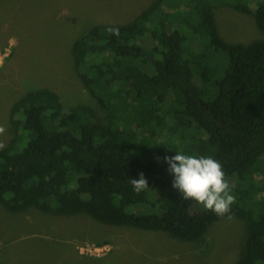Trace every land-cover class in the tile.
I'll return each instance as SVG.
<instances>
[{"label": "trees", "instance_id": "1", "mask_svg": "<svg viewBox=\"0 0 264 264\" xmlns=\"http://www.w3.org/2000/svg\"><path fill=\"white\" fill-rule=\"evenodd\" d=\"M253 1L225 0L264 33V0ZM216 4L152 0L127 23L80 34L70 46L73 68L106 119L88 105L63 111L48 88L24 92L10 104L0 148V203L198 242L224 218L181 198L163 157L212 156L236 198L230 214L244 223L231 264H264V38L224 40ZM140 173L149 188L137 193L130 179Z\"/></svg>", "mask_w": 264, "mask_h": 264}, {"label": "rangeland", "instance_id": "2", "mask_svg": "<svg viewBox=\"0 0 264 264\" xmlns=\"http://www.w3.org/2000/svg\"><path fill=\"white\" fill-rule=\"evenodd\" d=\"M150 1L0 0V125L6 129L0 143L9 137L10 104L33 88L56 92L63 111L88 105L104 122L105 112L73 68L70 46L94 24L131 21ZM214 3L224 40L264 38L250 13L225 0ZM244 234V223L235 217L214 222L200 241L188 242L159 231L104 224L85 213L53 215L32 206L9 211L0 203V264H231Z\"/></svg>", "mask_w": 264, "mask_h": 264}, {"label": "clouds", "instance_id": "3", "mask_svg": "<svg viewBox=\"0 0 264 264\" xmlns=\"http://www.w3.org/2000/svg\"><path fill=\"white\" fill-rule=\"evenodd\" d=\"M106 31L119 36L118 27H109ZM6 129L0 125V135ZM4 145L0 143V148ZM159 159V158H158ZM167 172L172 176L171 187L185 200H192L220 218L232 220L231 206L236 202L232 187L225 178L222 164L212 156L176 152L163 157ZM133 190L137 193L148 189V181L143 173L138 179H130Z\"/></svg>", "mask_w": 264, "mask_h": 264}]
</instances>
